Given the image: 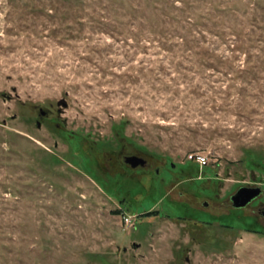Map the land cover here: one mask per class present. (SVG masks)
<instances>
[{
	"label": "rangeland",
	"instance_id": "rangeland-1",
	"mask_svg": "<svg viewBox=\"0 0 264 264\" xmlns=\"http://www.w3.org/2000/svg\"><path fill=\"white\" fill-rule=\"evenodd\" d=\"M0 264H264V0H0Z\"/></svg>",
	"mask_w": 264,
	"mask_h": 264
},
{
	"label": "water",
	"instance_id": "water-1",
	"mask_svg": "<svg viewBox=\"0 0 264 264\" xmlns=\"http://www.w3.org/2000/svg\"><path fill=\"white\" fill-rule=\"evenodd\" d=\"M41 116L46 115V113L41 110ZM125 163L128 164L131 168L137 169L139 167H145L147 160L143 157L137 155H131L125 157ZM261 193L260 189L251 190V189H240L238 193L232 197V202L234 203L235 208H243L249 204L253 199L259 196Z\"/></svg>",
	"mask_w": 264,
	"mask_h": 264
},
{
	"label": "built area",
	"instance_id": "built-area-1",
	"mask_svg": "<svg viewBox=\"0 0 264 264\" xmlns=\"http://www.w3.org/2000/svg\"><path fill=\"white\" fill-rule=\"evenodd\" d=\"M190 161L196 162L197 165H199L201 168L208 166V157L201 154H191L189 156ZM125 221L127 224L131 223V219L126 217Z\"/></svg>",
	"mask_w": 264,
	"mask_h": 264
},
{
	"label": "flooded vegetation",
	"instance_id": "flooded-vegetation-1",
	"mask_svg": "<svg viewBox=\"0 0 264 264\" xmlns=\"http://www.w3.org/2000/svg\"><path fill=\"white\" fill-rule=\"evenodd\" d=\"M45 112V111H44ZM46 113V115H47V112H45ZM46 115H44V116H41V117H45ZM131 156V155H130ZM138 156V155H137ZM141 157V156H140ZM145 159V158H144ZM147 160V159H146ZM124 161H125V158H124ZM148 166V161H147V164H146V166L145 167H147ZM145 167H142L143 169H145ZM140 168V167H139ZM242 188V187H241ZM240 190V189H239ZM237 193H238V191H237ZM237 193H235L233 196H235ZM261 194V193H260ZM233 196H231V201H232V197ZM260 196V195H259ZM259 196H257L256 198H258ZM255 198V199H256ZM255 199H253L251 202H253ZM250 202V203H251ZM233 203V202H232ZM249 203V204H250ZM234 204V203H233ZM249 204H247L245 207H243V208H237V209H244V208H246Z\"/></svg>",
	"mask_w": 264,
	"mask_h": 264
},
{
	"label": "trees",
	"instance_id": "trees-1",
	"mask_svg": "<svg viewBox=\"0 0 264 264\" xmlns=\"http://www.w3.org/2000/svg\"><path fill=\"white\" fill-rule=\"evenodd\" d=\"M79 153V152H78ZM85 153V152H84ZM79 154H81V155H84L82 152H80ZM99 164L101 165V163H100V161H99ZM149 215H157V214H159L158 212H149L148 213Z\"/></svg>",
	"mask_w": 264,
	"mask_h": 264
}]
</instances>
